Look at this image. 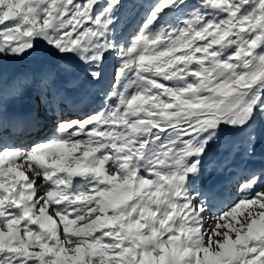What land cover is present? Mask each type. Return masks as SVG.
I'll list each match as a JSON object with an SVG mask.
<instances>
[{
  "label": "snow or ice",
  "instance_id": "obj_1",
  "mask_svg": "<svg viewBox=\"0 0 264 264\" xmlns=\"http://www.w3.org/2000/svg\"><path fill=\"white\" fill-rule=\"evenodd\" d=\"M8 61L0 264H264V0H0Z\"/></svg>",
  "mask_w": 264,
  "mask_h": 264
},
{
  "label": "bare ground",
  "instance_id": "obj_2",
  "mask_svg": "<svg viewBox=\"0 0 264 264\" xmlns=\"http://www.w3.org/2000/svg\"><path fill=\"white\" fill-rule=\"evenodd\" d=\"M127 2V1H126ZM13 72V71H12ZM21 110H29L31 108V105L26 103V102H21L20 104ZM50 131L46 133L45 137H48L51 135L52 128L49 129ZM36 132V131H35ZM32 132L30 134L31 137L36 136V133ZM44 137V138H45ZM202 189L203 190H211L214 191L217 196L224 198L229 192L234 196L235 195V187H232L229 189L227 183H226V176H221V175H213L209 180L202 181ZM230 203L226 204V207L229 206ZM216 213L213 212L211 215H215Z\"/></svg>",
  "mask_w": 264,
  "mask_h": 264
},
{
  "label": "rangeland",
  "instance_id": "obj_3",
  "mask_svg": "<svg viewBox=\"0 0 264 264\" xmlns=\"http://www.w3.org/2000/svg\"><path fill=\"white\" fill-rule=\"evenodd\" d=\"M23 67L26 68V70H30L34 66L30 65L27 62L8 61L4 65L0 66V71H5V72L11 74V73H14V72H17V71H24ZM42 115H43V113L41 112V116ZM229 206H230V204H229ZM225 210H226V208H225Z\"/></svg>",
  "mask_w": 264,
  "mask_h": 264
}]
</instances>
